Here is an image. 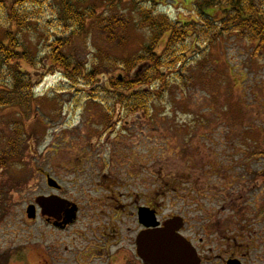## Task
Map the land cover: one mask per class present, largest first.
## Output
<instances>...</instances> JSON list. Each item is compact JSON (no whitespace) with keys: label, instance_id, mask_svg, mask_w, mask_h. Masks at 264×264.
Wrapping results in <instances>:
<instances>
[{"label":"rangeland","instance_id":"rangeland-1","mask_svg":"<svg viewBox=\"0 0 264 264\" xmlns=\"http://www.w3.org/2000/svg\"><path fill=\"white\" fill-rule=\"evenodd\" d=\"M135 2L183 23L196 19L202 0L81 4L98 16L118 12L129 17L126 31H118L126 38L121 47L109 43L100 22L90 19L80 35L71 37L76 27L59 16L56 0L26 5L32 20L20 29L8 27L37 62L34 67L20 66L34 84L30 110L19 105L0 108V153L19 127L25 146L23 155L9 158L0 168L5 209L0 213V254L15 264L36 243L47 247L53 240L44 224L27 213L35 199L48 192L43 174L50 173L67 195L85 199L98 194L96 187L84 183L86 172L76 176L62 167L78 170L97 163L109 166L100 168L114 171L128 193L206 194L215 199L216 210L244 211L251 223L248 233L256 239L254 253L261 256L256 264H264V216L257 209L264 202V178L258 175L264 171V53L256 54V44L234 32H221L209 46L189 37L182 43L187 52L181 64L161 70L168 84L152 82L147 109L129 110L102 87L123 79L121 60L140 51L148 39L149 31L139 26ZM11 3L0 0V25H6ZM222 8L206 10L219 20ZM65 37L71 38L65 51L74 63L100 71L92 84L85 76L70 81L52 66L50 45ZM139 67L130 75L146 68ZM4 73L0 88L11 80ZM100 168L94 171L98 174ZM86 174L94 175L92 169Z\"/></svg>","mask_w":264,"mask_h":264},{"label":"flooded vegetation","instance_id":"flooded-vegetation-1","mask_svg":"<svg viewBox=\"0 0 264 264\" xmlns=\"http://www.w3.org/2000/svg\"><path fill=\"white\" fill-rule=\"evenodd\" d=\"M104 89L111 90V83ZM96 166L109 167L97 163L78 170L73 165L62 167L76 176L93 170L94 175L84 173V183L96 187L98 194L85 199L67 195L50 173L43 174L52 185L46 183L47 194L38 196L27 213L44 224L53 240L47 247L36 243L15 264H148L136 250L138 234L148 229L176 235L189 247L196 264H256L261 260L260 254L254 253L256 239L248 233L251 223L244 211L216 210L215 199L206 194L128 193L114 171L100 168L97 174ZM261 171L258 175L263 179ZM257 209L264 216V202ZM140 211L151 216V225L141 220ZM4 256L0 254V264L10 262Z\"/></svg>","mask_w":264,"mask_h":264},{"label":"trees","instance_id":"trees-1","mask_svg":"<svg viewBox=\"0 0 264 264\" xmlns=\"http://www.w3.org/2000/svg\"><path fill=\"white\" fill-rule=\"evenodd\" d=\"M85 1L56 0L59 16L63 21L70 22V26L76 27L71 37L80 35L87 19H90L96 23L100 22L99 25L102 26V32L109 43L118 47L124 45L126 38L118 31H126L129 17L115 12L108 17L100 14L101 19L104 18L101 20L94 9L87 10L81 6ZM259 1L260 5L257 3L258 0H202L197 5L196 19L183 23L170 19L165 13H155L152 8L133 3L135 11L139 14V26L146 28L149 36L140 51L130 58L121 60L120 66L125 73L123 79L117 78L112 81V89H104L105 93L112 96L111 99L124 103L129 110L132 108L146 110L150 102L148 85L152 82H157L161 86L168 84L161 70L170 71L181 64L187 52V47H184L182 43L189 37H193L194 43L203 41L209 46L217 35H221V32H234L255 43L256 54L264 53V6L261 5V3L264 4V0ZM41 2L42 0H12L11 7L6 13V25H0V76H5L4 72H6L11 78L8 84L3 83L0 88V108L19 105L21 108H26L25 111L30 110L34 84L20 66L22 63H28L34 67L37 60L19 42L16 32L8 27L15 26L19 29L25 27L32 20L25 6H35ZM218 6H223L222 15L219 20H215L213 15L207 12L206 7H214L217 10ZM70 42L71 38L65 37L50 45L51 64L53 67L62 69V75L70 81L76 82L80 76H85L90 85L100 71L87 70L82 64L74 63L72 57L65 51ZM140 65L146 66L141 74L130 75L134 67ZM22 130L21 127L15 130L16 136L8 140L7 147L0 153V168L6 166L9 158L23 155L25 146L23 135H21ZM261 154L264 155V151ZM1 192L0 213L5 211ZM3 258L6 260L7 256Z\"/></svg>","mask_w":264,"mask_h":264},{"label":"water","instance_id":"water-1","mask_svg":"<svg viewBox=\"0 0 264 264\" xmlns=\"http://www.w3.org/2000/svg\"><path fill=\"white\" fill-rule=\"evenodd\" d=\"M48 184L51 186L52 181L48 180ZM139 215L146 226L152 224L148 222L151 217L148 213L140 211ZM136 250L148 264H196L189 247L182 244L176 235L164 229L140 232L136 239Z\"/></svg>","mask_w":264,"mask_h":264}]
</instances>
